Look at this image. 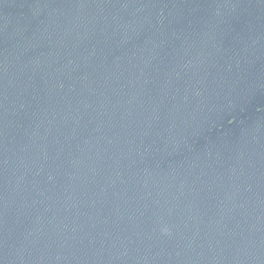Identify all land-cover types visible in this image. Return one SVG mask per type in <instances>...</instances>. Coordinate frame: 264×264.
<instances>
[{
  "label": "water",
  "instance_id": "water-1",
  "mask_svg": "<svg viewBox=\"0 0 264 264\" xmlns=\"http://www.w3.org/2000/svg\"><path fill=\"white\" fill-rule=\"evenodd\" d=\"M0 264H264V0H0Z\"/></svg>",
  "mask_w": 264,
  "mask_h": 264
}]
</instances>
